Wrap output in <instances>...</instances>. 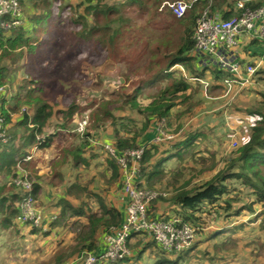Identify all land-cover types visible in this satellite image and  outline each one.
Here are the masks:
<instances>
[{
	"label": "trees",
	"instance_id": "obj_1",
	"mask_svg": "<svg viewBox=\"0 0 264 264\" xmlns=\"http://www.w3.org/2000/svg\"><path fill=\"white\" fill-rule=\"evenodd\" d=\"M29 1L31 2L29 8H26L18 17V20L21 21L19 25L14 24L11 13L4 14L0 18V86L5 88V91L0 95V115L5 118L4 123L6 131L9 134V142L7 144L0 143V181L2 179L5 181L4 184H0V235L3 231L11 228L15 229L18 233H22L27 227H31L30 234L53 235L52 229H56L60 225L59 219H64L66 213L70 211L71 214L65 220L66 222L73 217H77V220L86 219L88 221L83 225L85 228L84 234H81L80 238L78 237L80 241L72 249L76 251L74 257L77 258L84 252L95 251L97 248L92 239H96L98 242L99 237L105 232L104 230L111 225L118 226L122 222L123 209L121 202H118V200H121V192L119 191L118 195H115L114 198L105 200L103 196L97 195L94 192L97 184L89 183L87 186H82L79 182H68L65 180L67 178L65 176L64 184L56 187L61 197L58 199L57 205L61 206V208L55 209L57 212L55 219L46 223L45 216L43 215L42 225L37 226L32 220L26 222L20 220L22 214L21 205L28 196L37 201L39 191L43 186L40 182L34 181L33 190L28 193L16 185L15 179L21 173L19 166L28 172L30 171L29 178L31 180L33 174L36 173L35 166L37 162H33V159L26 160L30 155L28 149L36 147L38 150L44 151L55 144L54 134L45 133V130L48 120L54 115L61 104H64L61 107H66L69 103L68 109L64 110L65 114H67V119L73 117L74 120L76 116L82 114L76 98L71 101L68 98L69 93H59L57 91L60 81L53 76L54 68H51V64L47 61L54 54L55 46L58 44V39L54 36L52 37L51 34L64 24L69 14L74 13L77 15L73 18L76 22L80 20L85 21L83 25L84 32H82L81 36L87 38V34L91 35L94 31L106 29L109 25V23L103 25L100 22H96L95 16L91 17L90 15H107L111 11L118 10V8L114 4L106 8H100L98 0H65V2L64 0ZM146 1H154L155 4L160 5L161 10L169 7H162L166 1H184L191 4L186 14L182 17L175 16L169 7L171 9L169 12L175 17L176 27H178V30L184 31V36H181L182 38L179 37V47L174 54H171L169 63L161 68L153 77L134 85L133 89L128 91L124 96L125 100L123 103L126 106L129 104L130 110L142 111L140 114L145 117L144 123L141 125L140 121L137 122V119L127 117L126 114H113L114 119L110 120V118H106L108 121H111L110 136H107L104 140L103 138H99L100 140L97 142V145L104 147L105 143L109 142V144L116 148L118 153L143 148L144 153L142 158L139 159L142 167L139 174V179L142 182L139 183V186L156 187L158 183L167 179L171 192L169 197H161L154 203L150 214H160L163 205L167 208L166 215L176 214L183 218V220L192 222L198 228V237L205 235V228L211 220L219 216L221 212L225 213L222 210L223 203L221 197L230 192L225 183L227 179L238 181L236 187H239L240 183H242L250 188L254 196L250 201L251 204L240 206L239 210L230 211L231 214H227V218L230 215L232 217H239L247 212H255V206L261 207L258 215L264 216V101L262 105L257 100L250 105L241 104L239 107L240 102L238 106H235L234 103L229 105L225 102V99L220 98L223 101L225 117L235 109L236 113L238 112L240 113L239 115L253 121L249 124L246 132L247 138L226 156L233 157L228 164V168L226 170L222 168L218 171L220 173H217V176L215 175V178L203 184H199L201 183L199 175L197 178H193L189 174V169L185 165H182V162L180 169L178 167L173 169L169 166L168 160L177 155L182 157V154L187 153L191 148L195 150L199 149L198 155H201L203 152V147L210 149L206 143L208 142L207 131L192 133L184 138V140L176 142L168 150L171 153L167 156L165 155L166 149L169 148L171 143L154 144L150 142L152 136L161 133V129L175 133L179 132L180 129H183V131L192 130L197 123L194 117L197 114H202L200 116L201 121L206 125L203 119L206 104L194 102V99L191 101L193 94L199 93V88H201L199 82L196 83L192 79L196 75L193 71V63L196 64L197 59L194 48L195 41L193 39L194 25L201 15V11H198V6L200 1H202L206 3V6L212 12L221 11L222 17L229 19L239 13L235 4L237 0H131L127 5L133 3L140 5L148 4L144 3ZM19 2L21 6L23 0H19ZM262 4H264V0H247L245 5L247 7H257ZM26 10L29 11L28 17L26 16ZM87 23L89 26H94L88 28ZM189 23L192 26H188ZM117 31L118 29L116 28L114 34ZM98 41L102 45L107 43L104 37L98 38ZM9 61L15 62V65L17 64L16 62L21 64L25 71L23 85L16 86V84L12 83V78H10L11 68L8 65ZM178 65H182L186 72L176 68ZM177 71L181 73V76L176 73ZM196 71L199 76L206 73L205 69L202 71L197 69ZM215 73L219 74L221 72L220 70H216ZM215 78L219 79V77L215 76L210 88L217 87L219 90L223 89V85L215 83ZM158 80L170 81L171 83L158 95L150 97L149 103L145 104L144 101H140L139 98L140 96L143 97L144 94L142 93L145 92L146 88L152 87ZM262 82L260 83L259 81L254 85L262 86L261 94H259L260 90H257L255 93L257 98L264 93V80ZM100 83L101 80L96 85ZM168 91L170 92V97L165 98V93H168ZM117 94V91L114 89L108 90V96ZM143 102L144 104H142ZM181 105L184 106L182 108L184 109L183 114L180 111H175ZM187 107L190 108L186 109ZM122 110L124 109L122 108ZM177 113L180 115V118L177 116ZM173 121H176V124H173ZM18 127L25 131L24 135L21 134L19 136L17 134ZM147 133L152 135L147 136ZM93 135L97 138L96 134ZM144 137L146 138L145 141L143 140ZM82 138H87L88 142H85L83 139L81 146L68 147L65 150L66 156L64 157V161L62 160L54 164L53 167L57 169L55 171L57 175L59 174L58 168L66 164H70L77 172L83 166L90 167L91 159L87 157L88 152L86 151L91 147V143L96 142L89 130L86 131L85 136ZM17 139L21 141V144L16 146ZM162 148L166 151L160 152ZM104 149L107 153L105 157L107 164L105 175L107 177L106 183H108V185L105 183L104 178L105 189L115 188V190H121L122 173L118 164V155H113L105 147ZM213 153L217 155V152ZM155 155H157L156 158ZM130 159L131 156H129V161ZM65 161L66 164H63ZM68 173L70 174V172ZM190 184L199 185L192 188L188 187ZM94 196L101 202L99 211L91 209L88 201V199ZM233 200L236 201L235 198H230L229 202L232 201L231 203H233ZM159 203L161 205H158ZM243 226L244 224H239L233 228L222 227L212 231L206 239L209 241L215 240L219 235L230 230H233L235 233L237 230L245 229ZM236 239L238 240V238ZM82 241L84 242V246H79L78 244ZM219 251L220 248L215 243L214 252H207V258L212 264H216L217 261L227 264L226 259L219 256ZM197 254L198 248L194 243L188 250L175 256L172 260L167 257L170 254L164 252V255L157 260L156 264H180L181 261H184V264H192V259L197 257ZM122 262L118 261L109 264H122ZM127 263L130 264L128 258L123 264ZM199 264L203 263L200 261Z\"/></svg>",
	"mask_w": 264,
	"mask_h": 264
},
{
	"label": "rangeland",
	"instance_id": "obj_2",
	"mask_svg": "<svg viewBox=\"0 0 264 264\" xmlns=\"http://www.w3.org/2000/svg\"><path fill=\"white\" fill-rule=\"evenodd\" d=\"M130 1L98 0L100 8H106L114 4L118 10L111 11L107 15H90L91 17L95 16L96 22H100L103 25L109 23V25L106 29H99L91 35L87 34V38L81 36L82 32H84L83 25L85 21L80 20L76 22L73 18L77 15L74 13L69 14L64 24L51 34L52 37L54 36L58 39V44L55 46L54 54L47 61L51 64L50 67L54 68L53 76L60 81L57 91L59 93H69V97H67L71 101L76 98L82 114L76 116L74 120L73 117L67 119V114H65L64 110L68 109L69 103L66 107H61L64 105L61 104L54 115L48 120L45 130V133L54 134L55 144L48 150H44L45 152L42 150L39 152L40 150L35 147L28 149L33 162L35 160L39 161V164L35 166L36 173L33 174L31 181H37L43 185V188L39 191L36 205L44 212L46 223L51 222L56 216L57 212L55 209L61 208V206L57 205L58 199L61 197L56 187L64 184L65 176L69 178L65 179L68 182H79L82 186H87L89 183L97 184L94 192L97 195L103 196L105 200L118 195L120 191L118 189H105L106 186L103 180L105 178L106 183L107 177L105 172L107 164L105 157L107 153L103 146L97 145V142L100 140L99 138H103L104 140L107 136H110L111 121H108L106 118H110V120L114 119L113 114L120 113L137 119V122L140 121L141 125L144 123L145 117L140 114L142 111L130 110V105L127 104L126 106L123 103L125 100L124 96L128 91L133 89L134 85L153 77L161 68L165 67L169 63V60H171V54H174L179 47V37L184 36V31L178 30V27H176L175 17L169 12L171 10L169 7L161 10L160 5L155 4L154 1H146L144 3L148 4L143 5L138 3L127 5ZM30 4L29 0H23L21 3L22 13L26 8H29ZM205 7L206 3L200 1L198 11H202ZM28 12L26 10L27 17L29 15ZM87 26L88 28H92L94 25L89 26L87 23ZM188 26L192 25L189 23ZM116 28L118 31L114 34ZM249 33L247 31L241 32L238 36L239 40L240 36L245 37ZM112 34L114 35L110 38ZM100 37H104L107 40L105 45H102L98 41ZM252 37L260 42L259 45L251 47L257 48L252 51L259 52L261 49V52L258 54H262L264 52V39L253 35ZM248 43L254 44L251 39H249ZM16 63L15 65V62L9 61L8 65L11 68L10 78H12V83L19 86L24 83L23 77L25 71L20 63ZM181 68L183 69V67ZM176 73L181 76V73L178 71ZM258 79L264 80V76L258 77ZM100 80L101 83L96 85ZM170 83V81L165 80L156 81L152 87L146 88L145 92L142 93L144 94L143 97L140 96L139 98L140 101H144L145 104L149 103L150 97L158 95ZM113 89L118 94L108 96V90ZM245 90L226 94L224 96L225 102L228 103L230 101L231 103H235ZM257 90H260L259 94H261L262 86H254L253 82V86L246 93L247 97L243 99L245 101L244 105H250V102L256 100L255 93ZM169 93V91L165 93V98L170 97ZM67 102L69 101L67 100ZM183 107L181 105L175 111H180L183 114ZM189 108L187 107L186 109ZM211 113L214 114L215 112L211 111ZM201 115L197 114L194 116L197 123L192 130L186 131L187 135L192 132L207 131V125H204L199 120ZM87 116L89 117V123L86 130L85 128L83 130L77 128L75 132L74 129L78 126V122ZM177 116L180 118L178 113ZM225 119L226 121L223 123L222 129L219 131L217 137L215 136L217 142L211 144V147L216 149L215 152L219 154L212 153L208 147H203L201 155H198L199 149L195 150L193 148L187 153L182 154V165H185L189 169V174L193 178H197L199 175L201 182L199 184L215 178L218 171L222 168H225L223 170L228 168V164L233 157H226L230 153L226 149L227 141L234 130L238 133L237 140L239 144L244 141L247 138L246 132L249 124L253 121L249 119V121L244 122L245 118L237 114L235 109L229 112ZM213 121L214 126L212 130H217L221 121L219 119H213ZM173 124H176V121H173ZM88 130L96 142L91 143V147L86 151L88 152L87 157L91 159L90 167L83 166L77 172L70 164H66L65 161L64 163L61 162L66 165L58 168L59 174L57 175L55 172L57 169L53 167L54 164L62 160L64 161V157L66 156L65 150L68 147L81 146L83 139L85 142H88L87 138H82ZM24 133V130L17 131L19 136L21 134L24 135ZM168 133L172 134L174 132L168 131ZM93 134H96L97 138ZM151 135L147 133V136ZM19 144H21V141L17 139L15 145ZM162 149L165 150L164 148ZM179 164L178 169L181 168V163ZM4 182L2 179L0 184L2 185ZM237 182L231 179L225 181L230 191L221 197L223 203L222 210L225 213L221 212L219 216L208 223L203 237L207 238L212 231L222 227L233 228L239 224H244L243 227L245 229H240L236 233L239 238L237 241L240 243V247L222 250L218 254L226 259L227 264H264V216L258 215L261 207L255 206V212H247L239 217H232L230 215L227 218V214H231L230 211L239 210L240 206L251 204L250 200L254 198L250 188L242 183H240L239 187H236ZM106 184L108 185V183ZM199 184H190L188 187L193 188ZM46 186L49 188L47 189ZM155 188L160 191L159 185ZM230 198H235L236 201H233L236 203L229 202ZM88 201L91 209L94 211L100 210L101 202L95 196L88 199ZM70 214V211H68L64 219H59L60 225L56 229H52L53 235L30 234L31 227H27L22 233H18L13 228L3 231L0 235V264H79L74 257L76 251L72 249L80 241L81 234L85 232L83 225L88 221L84 219L77 220V217H73L66 222L65 220ZM135 240L131 245L132 248L137 242L133 247L135 256L128 258L130 264H156L157 260L164 255V251L151 239L137 236ZM92 241L97 248H101L100 237L98 242L96 239H92ZM78 245L84 246V242L82 241ZM140 250L142 251L140 252ZM203 252L198 249V254L195 258L199 259L202 257L201 262L203 264H212L207 258L206 253L214 252V245L206 244ZM180 264H184V261H181ZM216 264H223V262L217 261Z\"/></svg>",
	"mask_w": 264,
	"mask_h": 264
},
{
	"label": "built area",
	"instance_id": "obj_3",
	"mask_svg": "<svg viewBox=\"0 0 264 264\" xmlns=\"http://www.w3.org/2000/svg\"><path fill=\"white\" fill-rule=\"evenodd\" d=\"M246 0H239L237 8L241 13L230 19H222L219 12L211 13L207 8L197 19L193 38L195 40V55L201 58L204 65H217L227 72L223 80L227 93H232L235 86L239 88L252 83L257 67L253 64L242 63L237 57L239 34L241 31L250 32L253 36L264 39V4L257 7L245 6ZM170 6L173 13L182 17L190 5L184 1L164 2L163 6ZM7 13L13 15L14 24L19 25L21 12L19 0H0V18ZM16 17V18H14ZM5 91L0 86V95ZM5 118L0 115V143L9 142V134L4 123ZM89 123V117L83 118L75 127L83 130ZM150 140L154 144L172 143L176 134H170L164 129L160 130ZM229 148L239 146L236 134L231 135L228 142ZM104 147L113 155H118V164L122 173L121 202L123 205V220L118 226L111 225L101 235L100 247L95 251H87L77 257L82 264H98L104 261H116L126 258L130 254L129 243L136 233H146L149 237L159 242L169 252H179L190 245L196 235V228L189 224L179 225V219L158 220L150 218L148 210L150 203L160 194L158 190L146 186H139L142 180L139 174L142 170L139 159L142 158L144 149H131L118 153L116 148L105 143ZM36 148V147H35ZM37 149V148H36ZM129 156L131 159L129 161ZM29 155L26 160H31ZM20 167V176L15 183L24 192L33 190V182L29 172ZM36 199L28 196L22 203L20 220H32L35 225L41 226L44 212L40 210ZM55 219V217H54Z\"/></svg>",
	"mask_w": 264,
	"mask_h": 264
},
{
	"label": "crops",
	"instance_id": "obj_4",
	"mask_svg": "<svg viewBox=\"0 0 264 264\" xmlns=\"http://www.w3.org/2000/svg\"><path fill=\"white\" fill-rule=\"evenodd\" d=\"M249 39H251L254 44L251 45L250 43H248ZM240 40H239L240 46H242V47L239 46L237 48L236 59H238L242 62H245V63L257 65L258 70H259V73H257V83L259 81H260V83H263L261 79H258V77L264 76V52H262V54H258L259 52H261V49L259 50V52H253L252 50H255L257 48H251L252 46L254 47L255 45H259L260 42L258 40L253 39V37L250 33L248 36H245V37L240 36ZM197 69H199V71H202V69L200 70V66L198 64L193 63V71L196 73V75L198 74L196 71ZM205 72L206 73H203L200 76H203L204 79H206V80H209L215 76L221 77L223 75L222 73L216 74V73L207 72V71H205ZM199 86L201 87V85H199ZM249 88L250 87H247L246 90L237 99L236 103H234L235 106H238V103L240 102L239 103V107H240V105L245 102L243 99H245L247 97L246 93H248L247 91L249 90ZM236 89H237V86L234 87V90H236ZM208 94H209V97L207 98V96H204V94L202 93L201 88H199V93H194L191 101L194 99L193 100L194 102H199V104H202V103L206 104L205 105L206 110L203 113L204 114L203 119L205 120L206 125H207V132H208L207 141H208L209 146L211 147V144H215L217 142L215 139V136L217 137V135L219 134V131L223 127V123H225V113L223 111V101L220 98H218L219 89L217 87H211L208 90ZM257 100L260 102V105H262L263 101H264V93L261 96L259 95V97L256 98L255 101H257ZM254 102H250L249 104H252ZM228 104L231 105L233 103H231L229 101ZM211 111H214L215 113L213 114V113H211ZM237 114H240V113L237 112ZM213 119H219L221 121L217 130H212V127L214 126ZM199 120H201V118H199ZM193 122H194V120H193ZM208 127H210V128H208ZM17 131H21V128L18 127ZM145 139L146 138L144 137L143 140L145 141ZM39 152H41V151H39ZM35 162H37V164H39L38 160H35ZM179 163H181L180 155H177L176 157H174V158L170 159V161H168L169 166L172 167L173 169L177 168L180 165ZM46 188L48 189L49 187L46 186ZM118 202H121V200H118ZM121 204H122V202H121ZM84 220L86 221V219H84ZM236 233L237 232L234 233L233 230H230L224 234L219 235L215 240H210V241L200 235L196 239L195 245L202 252H203L206 244L214 245L215 243L218 244L220 251L237 249L240 247V243L236 239V238H238ZM134 241H136V240L133 239L131 241V243H134ZM138 241H139V239H138ZM203 254H205V253L203 252ZM201 258L202 257H200L199 259L193 258L192 264H199V262L201 261Z\"/></svg>",
	"mask_w": 264,
	"mask_h": 264
},
{
	"label": "clouds",
	"instance_id": "obj_5",
	"mask_svg": "<svg viewBox=\"0 0 264 264\" xmlns=\"http://www.w3.org/2000/svg\"><path fill=\"white\" fill-rule=\"evenodd\" d=\"M194 1H196V0H194ZM239 0H237L236 1V9L239 11V13H241V11L242 10H240V9H238L237 8V2H238ZM246 2H247V0H246ZM164 4V3H163ZM189 4V3H188ZM246 4V3H245ZM190 6H191V4H189ZM263 5V4H262ZM166 6V5H165ZM246 6V5H245ZM162 7H164L163 5H162ZM170 7V6H169ZM171 8V7H170ZM190 8V7H189ZM188 8V9H189ZM209 9L210 10V8L208 7V6H206L205 7V9ZM172 9V8H171ZM205 9H203L202 11H201V13L205 10ZM173 11V10H172ZM210 12L211 13H216V12H212L211 10H210ZM217 12H219L220 13V15H221V17H222V13H221V11H217ZM173 13V12H172ZM238 13V14H239ZM174 14V13H173ZM175 15V14H174ZM235 15H237V14H235ZM235 15H233V16H235ZM176 16V15H175ZM232 16V17H233ZM178 17V16H177ZM232 17H230V18H232ZM229 18V19H230ZM222 19H224L223 17H222ZM196 25H197V20H196V24H195V28H194V33H195V29H196ZM242 32V31H241ZM240 32V33H241ZM194 33H193V35H194ZM194 39V38H193ZM195 41V40H194ZM195 48V47H194ZM196 57H197V59H196V64H198L199 66H200V70L202 69V70H206L207 72H212V73H215V71L216 70H220V72L223 74L221 77H219V79L218 78H215V83H219V84H221V85H223V80H224V78L227 76V75H229L227 72H225L224 70H222L221 68H219L217 65H204V64H202L201 63V58L199 57V56H197L196 55ZM242 62V61H241ZM243 64L245 63V62H242ZM250 64V63H249ZM254 65V64H253ZM254 66H256L257 67V69H256V72H255V75H254V78H253V81H252V83H250V84H248V85H245V86H243V87H241V88H239V86L237 87V90L235 91V90H233V92H237L238 90H243V89H246L247 87H252L253 86V82H254V85L257 83V72H258V66L257 65H254ZM181 67H183L182 65H178V66H176V68H179V69H182ZM184 72H186V70H185V68L183 67V69H182ZM199 70V69H198ZM193 80H195L196 81V83H198L199 82V84L201 85V90H202V93L204 94V96H207V98L209 97V94H208V90H209V88H210V85H211V83H212V80L214 79V77L213 78H211V79H209V80H206V79H204V77L203 76H199V75H195V78H192ZM250 85V86H249ZM224 86V88L223 89H221V90H219V95H218V98H222V99H224V96H226V94L228 95L229 93H227L226 92V87H225V85H223ZM233 92L232 93H230V94H233ZM255 120V119H254ZM245 121H249L248 119H246L245 118V120H244V122ZM252 123V122H251ZM168 132V131H167ZM170 132V131H169ZM192 133H196V132H192ZM192 133H190V134H192ZM233 133H235L236 134V138H237V135H238V133H237V131L236 130H234L233 132H232V134ZM172 134H176V138H174V140L172 141V143L170 144V146H169V148L168 149H166L167 150V152L165 153V155L167 156L169 153H171V151H168L176 142H178V141H182V140H184V138H186V137H188L189 135H187L186 134V131H183V129H180L179 130V132H177V133H172ZM231 134V135H232ZM230 139H231V137H230ZM230 139L227 141V143H226V149L228 150V151H231L232 149H234V148H229V146H228V142L230 141ZM207 143V145L209 146V144H208V142H206ZM240 145V144H239ZM210 147V146H209ZM238 147V146H237ZM236 148V147H235ZM210 149H211V151H212V153L213 152H215V150L214 149H212L211 147H210ZM166 150H163V149H160V152H162V151H166ZM217 154H219V153H217ZM156 156L157 155H155V158H156ZM222 156V155H221ZM172 158H174V157H172ZM171 158V159H172ZM168 161H170V160H168ZM160 186V191L158 190V192L160 193L158 196H157V198H155L151 203H150V205H149V210H148V216L150 217V218H153V217H156L158 220H164V219H179L180 221H179V225H184V224H189V225H192V226H194L195 228H196V235H195V237L192 239V241H191V243H190V245L189 246H187L186 248H184L182 251H179V252H177V253H175V252H169V251H167V250H165L164 248H163V246L159 243V242H157L155 239H153V238H151V237H149L146 233L144 234V233H136V234H133V237H132V239H131V241L133 240V239H135L137 236H142V237H145V238H147V239H151V241H153V242H155L166 254H170L169 256H167L170 260H172L175 256H177V255H179V254H182V252H184V251H186V250H188L194 243H195V241H196V239L198 238V234H197V230H198V228L192 223V222H190V221H188V220H183V218H181L180 216H178V215H176V214H171V215H166V211H167V208L166 207H164L163 205H162V210H161V212H160V214L159 213H151L150 214V210H151V208H152V206L154 205V203L156 202V201H158L161 197H164V198H167V197H169L170 195H171V192H170V188H169V185H168V180L167 179H164L163 180V182H161V183H158L156 186ZM150 188H152V189H156L155 187H150ZM120 192H121V190H120ZM120 196H121V194H120ZM158 205H161L160 203L158 204ZM122 206V209H123V205H121ZM123 211H124V209H123ZM122 220H123V215H122ZM121 224V223H120ZM101 237L102 236H100V239H101ZM139 242V241H138ZM137 243V242H136ZM135 243V244H136ZM134 244V245H135ZM131 245H132V243L130 242L129 243V249H130V254L126 257V258H124V259H121V260H116V261H104L103 263H98V264H104V263H114V262H118V261H123V262H125L126 261V259L127 258H131L133 255H134V250H133V247H134V245L132 246V248H131ZM97 248V247H96ZM98 249V248H97ZM75 260H77V258H75ZM78 262V261H77ZM122 262V263H123ZM79 264H82L81 262H78Z\"/></svg>",
	"mask_w": 264,
	"mask_h": 264
}]
</instances>
